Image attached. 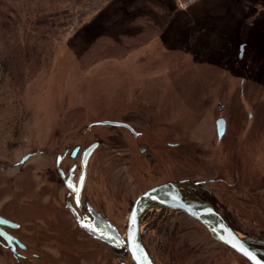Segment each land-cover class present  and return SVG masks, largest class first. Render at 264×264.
<instances>
[{
    "label": "rangeland",
    "instance_id": "1",
    "mask_svg": "<svg viewBox=\"0 0 264 264\" xmlns=\"http://www.w3.org/2000/svg\"><path fill=\"white\" fill-rule=\"evenodd\" d=\"M125 1L97 6L85 0H0V209L23 222L19 234L29 252L42 253L38 261L24 263L0 248V264H89L82 256L90 246L64 230L62 216L49 223L55 230L39 246L36 219L51 217L36 202L33 187L50 167L56 145L90 138L87 124L103 120L131 123L157 161L151 168L133 151L136 167L120 181L118 161L126 152L114 144L102 147L104 206L121 230L125 197L131 201L154 183L208 177L215 169L238 177L233 188L220 185L233 206V227L241 234L263 233L264 210L250 187L259 186L264 162V0H231L228 12L219 5L221 12L204 11L198 20L194 4L179 12L174 0ZM127 8L129 17L150 13L160 30L119 36L139 28L128 25ZM257 21L261 25L253 27ZM98 34L103 37L93 42ZM240 42L246 45L238 64ZM219 53L232 55L235 70L215 60ZM231 74L247 75L248 81L241 84ZM217 101L229 117L219 143L213 124ZM93 131L106 140L134 141L110 126ZM34 151L43 154L28 158L29 173L18 176L11 164ZM156 209L142 229L154 264H248L185 214Z\"/></svg>",
    "mask_w": 264,
    "mask_h": 264
},
{
    "label": "flooded vegetation",
    "instance_id": "2",
    "mask_svg": "<svg viewBox=\"0 0 264 264\" xmlns=\"http://www.w3.org/2000/svg\"><path fill=\"white\" fill-rule=\"evenodd\" d=\"M245 45L246 42H240L238 44V53L236 56V62L238 64H241L242 62ZM231 56L232 55L229 53H219L216 55L215 60L219 61V63L225 67L231 65V69L235 70L234 64L236 62L234 63V60L231 58ZM231 75V77L237 78L241 84H244V82L248 81V77H246L247 75ZM215 108L219 115H216L213 120L214 134L216 142L219 143L226 135L229 117L222 116L226 108L219 101L215 103ZM252 117V112H248L247 118L252 119ZM104 121L117 122L118 125L102 124L101 122ZM105 126L124 130L130 138L134 139V141L130 143L127 141L124 143L122 138L121 140H106L99 134L94 133V127ZM85 130L90 131L91 134H88L91 136L90 138L85 139V137H82L77 142L73 141L71 144H60L59 146H55V153L52 156L50 167L45 168L43 179H37V183L33 187V192L36 194V202L40 203L42 208H47L49 211V216L51 217H46L44 219L42 214H40L42 219H36V222L40 223L35 231V234L38 237V244L40 243L39 246H42L43 243H45L42 238L50 233V229H54V225L49 223H54L56 221L55 218L62 216L64 221L67 223V225L63 227L64 230L69 232L70 235H74V237L81 243H86L88 246H90V250H86L82 256L83 260L88 259L89 264H127V260L130 261V264H135L130 251H128L127 247L125 246L126 244H123V242L126 243L127 241L126 227L128 215L133 206V202L137 196L147 189L171 181H179L183 187L190 190L199 199L207 202L214 209V211L220 215L223 221L229 225V227L240 233L239 230L234 228L233 224L231 223V219L234 217L233 206L230 202H228V199L225 198V194L221 190V186L224 187L223 189L225 190L235 187V185L238 184V177L236 181L234 175L225 177L224 175L217 174L215 169H212V175L210 174L208 177L200 176L194 178L189 176L154 183L146 187L140 193L136 194L131 201H128V199L125 197L124 199L128 205V210L125 214L126 219L124 227H122L123 229L121 230L116 222L113 221L112 218L106 213V206H104L103 197L106 196L104 192L106 150L102 149V147H105V143L114 144L116 146H120L119 150L126 152L125 157L123 158V156H120L118 161L120 168L119 174L121 175L120 181H124V172L128 171V173H130V170L136 167V163H134V160H132V155L134 154L133 151L139 155L151 168H154L157 161H155L154 155L150 148L147 147L143 142L139 141L142 138V133L138 132L128 121L103 120L100 122H92L87 124ZM173 145L175 146V144ZM26 154H29L28 158H31L32 156L41 155L43 152L34 151L32 153ZM24 156H22L17 162L12 163L10 166V168L18 169V176H24V174L29 173L25 164L28 158L22 164L20 163ZM262 157L264 158V156ZM124 160L126 161L124 166L127 168L125 170L122 169ZM262 163L263 169L260 176L261 178H259V186L250 187V191H252L251 195L257 194L259 207L264 210V162ZM69 183L72 185L71 188L69 187ZM89 189L91 190L90 193L88 192L90 191ZM253 199L255 200V198ZM158 208L162 210H170V208ZM153 209L157 210L156 208H152L141 217L138 229L141 247L152 264H154L152 257L143 241L144 235L142 236V234L144 230L142 229L147 223L146 216ZM171 210L175 212H181L188 216L181 210ZM0 217V248L8 251L17 261H23L24 263H31L34 260L38 261V259L42 257V253L29 252L28 245L25 244L24 239L19 234L20 230L22 229L23 222L13 219L12 216H10V213L7 210L3 211V209H0ZM188 217L191 218L190 216ZM191 219L204 227L196 219ZM5 221L6 223H4ZM205 230L207 231L206 228ZM262 231L263 233H261L260 236L250 235L249 233H244L242 235L264 242V229ZM10 239H13V245L8 243V240ZM250 245L253 248L259 249L261 251L258 256L264 261V247L259 244ZM11 246H13L14 249H12ZM230 251L235 253L231 249Z\"/></svg>",
    "mask_w": 264,
    "mask_h": 264
},
{
    "label": "water",
    "instance_id": "3",
    "mask_svg": "<svg viewBox=\"0 0 264 264\" xmlns=\"http://www.w3.org/2000/svg\"><path fill=\"white\" fill-rule=\"evenodd\" d=\"M101 123L118 125L117 122L109 121ZM28 157L29 154H26L20 163L25 162ZM156 207L183 211L191 218L200 222L214 240L234 251L248 263L264 264V261L258 256L261 251L250 245L259 244L264 247V242L244 236L233 230L207 202L202 201L190 190L183 187L179 181H171L153 186L141 193L134 200L128 215L126 227L127 241L126 243L123 242V244H126L125 246L130 251L135 264H152L141 247L138 229L141 217L148 210ZM12 240H8V243L11 245H13ZM11 247L14 249L13 246Z\"/></svg>",
    "mask_w": 264,
    "mask_h": 264
},
{
    "label": "trees",
    "instance_id": "4",
    "mask_svg": "<svg viewBox=\"0 0 264 264\" xmlns=\"http://www.w3.org/2000/svg\"><path fill=\"white\" fill-rule=\"evenodd\" d=\"M115 1H120V3H122V4H125L127 1H125V0H115ZM157 1H159V0H157ZM173 1V0H172ZM116 2V3H117ZM173 4H175V2L173 1ZM188 9V8H187ZM187 9L186 10H179V9H177L179 12H185V11H187ZM126 12L125 13H127L128 14V19H127V22H128V25H131V26H135V27H139L135 32H132V33H129V32H121V33H118L119 34V36H123V37H127V38H129V39H133L134 37H137V36H140V35H143V34H147V33H145V31L146 30H149V32L150 31H157L158 32V30H160V25L159 24H156L155 22H154V20H152L151 18L153 17V16H151V14L150 13H148V12H141V11H139V12H137V13H134V12H132L133 14L129 17V13H130V11L128 12V8L125 10ZM264 11V10H263ZM225 12H228L227 10H225ZM214 13V12H213ZM215 14V13H214ZM229 14V13H228ZM151 17H150V16ZM253 14H251L250 16H252ZM195 16V19L196 20H198L199 19V17L197 16V15H194ZM201 16V15H200ZM203 16V15H202ZM249 16V17H250ZM227 17V16H226ZM232 17V16H231ZM214 18H215V16H213L212 15V17H210V20H214ZM243 20V19H242ZM201 21H202V19H201ZM261 21H262V24H264V20H263V18H261ZM140 22V23H139ZM241 22V21H240ZM242 23H243V21H242ZM241 23V24H242ZM138 24H140V26H138ZM259 25H261V22H259V21H257L255 24H254V26L253 27H256V26H259ZM242 28V25H240L238 28H237V31H236V34H238V35H240V32H239V29H241ZM263 28H264V25H263ZM158 29V30H157ZM264 30V29H263ZM262 31V30H261ZM148 32V33H149ZM263 33V35H264V31L262 32ZM229 35L230 33H225V35ZM101 37H103V35L102 34H98V36H96L95 37V39H94V41L93 42H95V41H97L98 39H100ZM237 40H240V37L238 36L237 37ZM119 42H117V41H114V45H116V46H119V47H121L120 45L121 44H118ZM111 49H113V48H111ZM123 49V48H122ZM122 49H120V50H122ZM126 50H129V48H125ZM247 262V261H246ZM248 264H250V263H248Z\"/></svg>",
    "mask_w": 264,
    "mask_h": 264
},
{
    "label": "crops",
    "instance_id": "5",
    "mask_svg": "<svg viewBox=\"0 0 264 264\" xmlns=\"http://www.w3.org/2000/svg\"><path fill=\"white\" fill-rule=\"evenodd\" d=\"M89 3V5H93L94 3L98 5H103L106 3H110L113 0H85ZM231 0H195V2L193 3L195 6V11L197 13V16L200 17L199 12L201 14V16L203 15L204 11L206 12L208 10V12H214V13H218L221 12L222 9L220 8L219 5H223L225 6V10L229 11L230 7H231ZM250 4L254 1V0H247ZM260 0H256L254 2H259ZM94 12L97 13V11H91L89 13V17L92 18ZM213 14V13H212ZM254 15V14H253ZM252 15V16H253ZM215 16V15H214ZM252 16L247 17V19L252 18ZM94 17V16H93ZM248 21V20H247Z\"/></svg>",
    "mask_w": 264,
    "mask_h": 264
},
{
    "label": "built area",
    "instance_id": "6",
    "mask_svg": "<svg viewBox=\"0 0 264 264\" xmlns=\"http://www.w3.org/2000/svg\"><path fill=\"white\" fill-rule=\"evenodd\" d=\"M175 6L179 10H186L190 5H192L195 0H174Z\"/></svg>",
    "mask_w": 264,
    "mask_h": 264
},
{
    "label": "snow or ice",
    "instance_id": "7",
    "mask_svg": "<svg viewBox=\"0 0 264 264\" xmlns=\"http://www.w3.org/2000/svg\"><path fill=\"white\" fill-rule=\"evenodd\" d=\"M69 187H70V188L72 187L71 183H69Z\"/></svg>",
    "mask_w": 264,
    "mask_h": 264
}]
</instances>
